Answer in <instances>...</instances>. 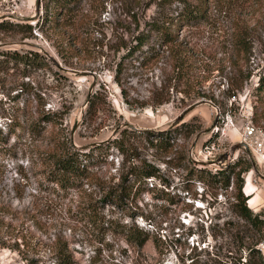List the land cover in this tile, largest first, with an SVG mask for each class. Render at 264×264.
Segmentation results:
<instances>
[{
  "label": "rangeland",
  "instance_id": "obj_1",
  "mask_svg": "<svg viewBox=\"0 0 264 264\" xmlns=\"http://www.w3.org/2000/svg\"><path fill=\"white\" fill-rule=\"evenodd\" d=\"M44 1L0 0V22L12 26L0 28V264H56L61 244L68 264H262L264 232L234 212L233 184L220 189L190 170L239 162L236 172L250 162L244 193L264 218V165L241 142L247 121L264 130V0H206V19L179 26L192 61L184 78L149 28L200 0H80L57 29L37 23ZM242 28L245 48L235 46ZM141 33L159 51L154 59H145L147 44L127 55ZM30 50L40 66L8 58ZM175 126L168 148L133 132ZM53 134L83 151L103 144L91 149L87 177L67 190L48 178ZM118 138L124 154L107 144ZM144 161L159 171L153 187L114 197ZM135 226L150 233L141 248L125 238Z\"/></svg>",
  "mask_w": 264,
  "mask_h": 264
},
{
  "label": "trees",
  "instance_id": "obj_2",
  "mask_svg": "<svg viewBox=\"0 0 264 264\" xmlns=\"http://www.w3.org/2000/svg\"><path fill=\"white\" fill-rule=\"evenodd\" d=\"M181 3H187L186 0H178ZM80 0H45L43 5V12L38 18L37 23L46 24L49 28L57 29L64 26L65 21L68 16V13H72L76 9V6L79 4ZM206 0H200L199 4H188L186 8L184 7L181 14L178 18H167V20L155 21L152 22L151 28H149L150 32L155 33V41L158 43V46L165 47V50L171 56L173 60V71L176 73V77H185L189 76L190 71L192 69V61L185 58V46L181 40H179L178 30L179 26L184 25L185 21H190L192 19H206ZM67 13V14H64ZM12 27L11 22H0V28ZM21 27L30 31L32 29L31 24H24ZM235 46L239 48H245L246 46V34L245 30L239 29L235 33ZM149 41L148 36L145 33H141L136 36L135 43L129 47L127 50L128 56H133L136 52H141L143 46H145ZM65 40L61 42V45L64 44ZM148 45V44H147ZM66 50L70 48L69 46L64 47ZM148 56L145 59H154L159 55V51L155 48V46L148 45ZM70 51V50H69ZM5 55H9L8 52L4 53ZM71 55L72 52H70ZM11 57L16 60L17 63H22L25 67H33L35 65L40 66L43 61V57L35 51H27L25 53H11L8 58ZM186 59V60H185ZM143 61V60H142ZM120 71V68H118ZM118 72L115 73L114 78L116 81H119ZM263 87L259 86L257 88V93L262 92ZM123 95L126 96L125 91L121 89ZM167 98H163L157 102V104H161L163 101H167ZM92 104V100L89 102ZM264 107V106H263ZM48 114H42L41 118L47 120L49 117ZM49 120V119H48ZM39 124V123H37ZM21 127V130L26 131L24 126L18 124ZM185 130L187 133L191 132L190 125L185 123ZM38 129V130H37ZM179 126H175L174 128H170L165 131H150L145 130L142 132H138L133 130L134 133L139 136H144L147 139L156 140L159 142L162 147L168 148L170 146V134L171 132L178 131ZM125 131V132H124ZM123 132L126 133L127 130ZM132 131V130H131ZM31 132L39 133V126H35L31 129ZM0 141H4L2 131L0 130ZM51 143L53 148L50 155V166H52V170L49 171L48 178L53 181V183L57 184L60 189L67 190L70 187L78 185L83 179L87 177L88 172V164L90 161L91 149L98 148L103 144L94 145L89 147L87 151L79 150L74 146H70L68 140L64 137L56 136L55 134L51 137ZM153 143V142H152ZM105 144V143H104ZM107 144H113L122 154L127 151V148H124V140L123 138L113 139L108 141ZM133 154V151H132ZM137 154H133L131 157H136ZM239 165V162H234L232 165H227L216 171H208L205 169H200L194 166L190 170L191 176H196L199 181H203L205 184L211 183L217 188L228 189V187L233 184V209L236 214H238L241 218L246 220L253 228L258 229L261 233L264 232V218L261 217L260 213H254L251 208L247 205V201L249 199L248 195L243 191L244 180L240 176L243 171H245L248 167L251 166L250 162H246V166H242L236 172L234 168ZM135 177V182L132 184H122L120 186V190L118 194L114 193L113 196L116 198H121L122 196H132L139 194L144 190H149L153 185H150L149 178L158 176V169L151 163L142 162L141 164H133L130 166L129 173ZM233 175V178H232ZM127 180V176L125 178ZM233 179V180H232ZM207 181V182H206ZM134 183H137L136 186ZM150 185V186H149ZM125 238L126 241L133 243L136 247L141 248L146 243V241L150 238V233L148 230L142 227H128L125 229ZM154 245L157 249H160V238H153ZM56 264H68L71 261L69 253L67 252L66 247L61 244L59 245V249L57 251L56 256ZM264 264V261H262Z\"/></svg>",
  "mask_w": 264,
  "mask_h": 264
},
{
  "label": "built area",
  "instance_id": "obj_3",
  "mask_svg": "<svg viewBox=\"0 0 264 264\" xmlns=\"http://www.w3.org/2000/svg\"><path fill=\"white\" fill-rule=\"evenodd\" d=\"M241 142L252 152L254 156H256V158L260 159L264 165V130L255 126L251 120L247 121L242 128ZM221 165L220 169L226 167L228 164L224 165V163H221ZM251 181L255 187V179L252 178ZM244 183L243 191L246 186V181H244ZM261 207L264 211V202Z\"/></svg>",
  "mask_w": 264,
  "mask_h": 264
},
{
  "label": "bare ground",
  "instance_id": "obj_4",
  "mask_svg": "<svg viewBox=\"0 0 264 264\" xmlns=\"http://www.w3.org/2000/svg\"><path fill=\"white\" fill-rule=\"evenodd\" d=\"M248 182H249V180H248ZM252 200H253V199H251L249 203H251Z\"/></svg>",
  "mask_w": 264,
  "mask_h": 264
}]
</instances>
